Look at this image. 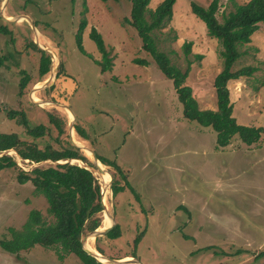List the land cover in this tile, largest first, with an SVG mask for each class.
Returning <instances> with one entry per match:
<instances>
[{"label": "rangeland", "instance_id": "rangeland-1", "mask_svg": "<svg viewBox=\"0 0 264 264\" xmlns=\"http://www.w3.org/2000/svg\"><path fill=\"white\" fill-rule=\"evenodd\" d=\"M159 1L149 0L146 6L153 8ZM190 1L202 6L209 2L175 0L170 19L151 35L170 63L182 70L190 60L183 83L190 86L199 108L214 109L212 80L222 64L220 46L190 11ZM231 8L230 2L219 0L217 19ZM129 10V0H0V15L20 17L9 22L0 17L9 30L0 32V53L9 55L0 67V131H14L21 139L54 148L71 143L70 133L82 146L76 145L91 163L88 167L103 202L96 228L104 227L101 218L106 215L118 225L117 237L98 235L88 240L105 257L127 259L134 254L143 264H264V131L249 144L233 134L227 144L215 147L210 126L183 117L171 79L125 20ZM81 20L85 53L75 44ZM91 28L101 35L109 59V68L103 71L96 62L102 56L89 36ZM30 41L49 55V70L41 76L39 52L27 45ZM186 41L190 47L185 55ZM236 48L239 55L230 69L251 64L255 70L227 80L231 115L240 124L264 129V21L258 22L248 42L236 43ZM25 74L28 79L18 93ZM8 109L23 110L29 125L43 123L47 130L33 139L7 117ZM48 114L61 121L59 134ZM75 123L85 137L74 131ZM87 148L113 160L121 172L106 164L99 166L100 171ZM8 153L23 170L56 162L28 161L12 149ZM17 167L0 170V238L9 237V228L19 229L30 209L52 220L44 196L29 181L17 182ZM112 172L116 184L123 186L114 196ZM104 188L109 193L104 195ZM85 234L89 231L81 238ZM0 264L83 263L73 253L58 259L54 249L34 244L19 250L18 256L0 248Z\"/></svg>", "mask_w": 264, "mask_h": 264}, {"label": "trees", "instance_id": "trees-1", "mask_svg": "<svg viewBox=\"0 0 264 264\" xmlns=\"http://www.w3.org/2000/svg\"><path fill=\"white\" fill-rule=\"evenodd\" d=\"M129 1L130 10L125 20L136 30L142 47L149 52L161 72L171 79L176 98L181 103L183 117L195 120L201 125L210 126L215 131V147L227 144L233 134H236L246 144L256 141L264 129L261 126L236 122L231 115L232 104L229 101L226 82L228 79L250 75L255 70V66L251 64L241 65L235 69H230V66L239 55L236 43L248 42L251 33L257 29L258 22L264 21V0H244L242 2L226 0L232 4V8L223 13L220 20L215 15L219 0H209L205 6L194 1L189 2L190 11L203 21L206 33L210 37H214L220 46L218 52L222 58V64L212 80L216 98L214 109L199 108L191 94L190 86L183 83L189 70L190 60L186 59L182 70L170 63L168 56L156 48L151 35L153 29L159 28L170 19L171 7L175 0H160L153 8L146 6L149 0ZM83 24L84 21L81 20L75 34V44L79 51L85 53L80 42V29ZM0 32L9 33L4 22L0 23ZM89 36L101 52L102 60L96 61L100 64L99 69L100 71L106 70L109 68V59L106 56L102 37L94 28L90 29ZM27 45L39 52L37 75L41 76L49 70V55L31 41ZM182 45L186 55L189 51L190 41H186ZM7 53H0V67L6 65L5 61L9 58ZM136 61L142 62L139 59ZM27 79V74L19 79L18 93L24 87ZM6 115L22 125L25 133L33 139L43 135L48 128L43 123L29 125L27 117L21 109H8ZM48 117L59 134L62 131L61 121L50 114ZM73 128L79 136L85 137L83 129L77 123L73 124ZM9 149L15 151L20 158L33 162L47 159L66 160L75 157L85 164L91 165L86 156L74 144L68 143L67 146L59 148H54L47 143L39 146L35 140L21 139L14 131H0V170L10 166L17 167L13 155L6 152ZM95 155L102 164L113 167L117 174L121 172L113 160ZM17 169V182L29 181L34 190L44 196L47 203L46 210L52 216V220L46 221L37 209H30L19 229L9 228V237L0 238L1 249L18 256L19 250L39 244L54 249L58 259L73 253L83 264H116L102 262L82 248L81 235L99 226V212L102 209L98 182L86 165L66 161L55 162L53 165L36 164L29 170L19 167ZM112 176L110 189L114 196L123 189V186L116 184L113 172ZM122 177L125 178L124 174ZM124 185L130 186L126 179H124ZM102 222L101 218V224ZM141 233L134 236L133 244L139 240ZM104 235L109 238L117 237L119 235L118 225L115 223ZM93 247L102 254L99 247L96 245ZM129 255L134 256V254Z\"/></svg>", "mask_w": 264, "mask_h": 264}, {"label": "water", "instance_id": "water-1", "mask_svg": "<svg viewBox=\"0 0 264 264\" xmlns=\"http://www.w3.org/2000/svg\"><path fill=\"white\" fill-rule=\"evenodd\" d=\"M0 17L3 19V21H5V22H9V21H12V20H16L17 19V16L14 18V19H9V18H6L5 16H3V15H0ZM69 140H70V142L71 143H73V144H75L74 142H73V140L69 137ZM75 145H78V144H75ZM79 146V145H78ZM91 150V149H90ZM92 151V158L94 159V160H98L97 159V157H96V155H95V153H94V151L93 150H91ZM6 152L8 153V150H6ZM71 159H73V160H79V159H77V158H75V157H72V158H70V159H66V160H63V161H57L56 160V162H66V161H70ZM71 162V161H70ZM72 163V162H71ZM94 164V163H93ZM78 165H80V164H78ZM88 166H90V165H87L86 166V168H88L89 169V167ZM91 167V166H90ZM96 167V166H95ZM99 169V168H98ZM100 171H102L101 169H99ZM100 203H101V206H102V209H103V202H102V198H101V196H100ZM110 217V216H109ZM111 218V217H110ZM113 225H114V222H113V220H112V218H111V222H110V224H108L107 226H105V227H103V228H101V229H98V228H94L92 231H89V235H91V236H93V237H95V236H98V235H104L107 231H109L112 227H113ZM86 236H88V235H83V237L81 238V242H83V240H84V238L86 237ZM82 248L87 252V253H89V254H91V255H93L95 258L97 257L96 256V254L94 253V252H92L89 248H87V247H85L84 245H83V243H82ZM97 259V258H96ZM105 259H107V260H109V262L110 263H116V264H119L121 261H127V262H129V263H135V264H143L139 259H137V258H134L133 256H130V258H127V259H121V258H111V257H105Z\"/></svg>", "mask_w": 264, "mask_h": 264}, {"label": "bare ground", "instance_id": "bare-ground-1", "mask_svg": "<svg viewBox=\"0 0 264 264\" xmlns=\"http://www.w3.org/2000/svg\"><path fill=\"white\" fill-rule=\"evenodd\" d=\"M23 16V15H22ZM24 18H25V16H23ZM6 18H8L7 16H6ZM17 18H20L19 16H17ZM31 99H33L32 97H30ZM34 100V99H33ZM47 102V101H46ZM70 127V126H69ZM70 130H71V127H70ZM69 136L71 137V135H70V133H69ZM72 139V138H71ZM73 140V139H72ZM74 141V140H73ZM79 141V140H78ZM75 142V141H74ZM76 144H78L77 142H75ZM79 146H80V148H82V146L80 145V144H78ZM87 152H88V156L91 158V160L93 161V163H94V165L96 166V168H99V169H103L102 167H99L100 165H102V166H105V165H103L99 160H94L93 158H92V151L90 150V148H87ZM71 160H73V159H71ZM109 179H110V175H109V173H108V179H106V182H105V185L106 186H108V183H109ZM103 190H104V192H103ZM101 191H102V193L105 195L106 193H109V191H108V188H104V189H101ZM104 213H106L105 211H104ZM107 214V213H106ZM103 219V218H102ZM110 222H111V218L109 217V215H106V217L104 218V220H103V222H102V224L101 225H103L104 227L105 226H107L108 224H110ZM100 227V226H99ZM101 228H103V227H101ZM98 229H100V228H98ZM90 236L91 235H88V237H86L84 240H83V245L85 246V247H87V248H89L92 252H94L95 254H96V256H97V258L100 260V259H104L105 260V256L104 255H102L101 253H99L97 250L95 251L93 248H92V246H91V244L90 243H88V240H91V239H89L90 238ZM93 242V241H92Z\"/></svg>", "mask_w": 264, "mask_h": 264}]
</instances>
